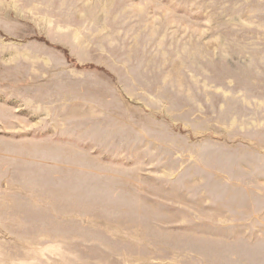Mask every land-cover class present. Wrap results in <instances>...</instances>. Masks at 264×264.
Segmentation results:
<instances>
[{
  "label": "rangeland",
  "instance_id": "374dc122",
  "mask_svg": "<svg viewBox=\"0 0 264 264\" xmlns=\"http://www.w3.org/2000/svg\"><path fill=\"white\" fill-rule=\"evenodd\" d=\"M0 264H264V0H0Z\"/></svg>",
  "mask_w": 264,
  "mask_h": 264
}]
</instances>
